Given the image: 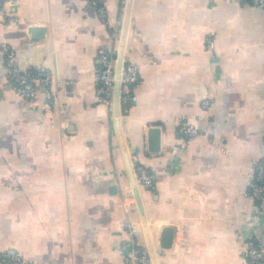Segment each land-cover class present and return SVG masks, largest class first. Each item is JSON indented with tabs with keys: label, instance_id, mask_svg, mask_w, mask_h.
Listing matches in <instances>:
<instances>
[{
	"label": "crops",
	"instance_id": "1",
	"mask_svg": "<svg viewBox=\"0 0 264 264\" xmlns=\"http://www.w3.org/2000/svg\"><path fill=\"white\" fill-rule=\"evenodd\" d=\"M100 3L106 22L85 0H0V256L128 264L134 243L150 264H247L242 240L264 244V201L247 195L264 163V6ZM122 28L137 78L116 116L96 102L95 57H116ZM4 45L22 72L51 74L34 78L29 103L6 77ZM187 124L198 133L183 137Z\"/></svg>",
	"mask_w": 264,
	"mask_h": 264
},
{
	"label": "built area",
	"instance_id": "2",
	"mask_svg": "<svg viewBox=\"0 0 264 264\" xmlns=\"http://www.w3.org/2000/svg\"><path fill=\"white\" fill-rule=\"evenodd\" d=\"M88 4L94 6L98 15L104 22L107 20L106 9L100 3V0H85ZM253 5L264 6V0H247ZM116 31L112 30V36H116ZM4 59L6 65V77L12 83L13 90L16 91L23 100L27 103L34 98L35 86L34 78L41 79L44 83L49 84L51 81L50 72L44 67H33L27 73L22 72L15 63V56L12 49L4 45ZM95 62L97 66L95 82H96V102L103 103L109 107L113 106V92L115 83V62L114 57L110 52L103 48H99L96 53ZM137 75L134 67L122 63L119 74V108L126 107L130 100L128 92L129 85L136 81ZM50 93L47 97L49 99ZM204 103L203 105H205ZM48 102L43 106L46 108ZM198 133L197 128L192 124H187L181 128L183 137H189ZM254 178L247 192L255 202L261 203L264 201V163L262 160H257L254 163ZM136 180L144 185L150 186L154 180V174L146 167L136 164L134 168ZM241 247L244 251L247 264H260L264 259V244L263 242L252 235H249L241 242ZM0 261L8 264H21V258L16 254H3L0 256ZM128 264H150L151 261L138 246L131 244L126 255Z\"/></svg>",
	"mask_w": 264,
	"mask_h": 264
},
{
	"label": "water",
	"instance_id": "3",
	"mask_svg": "<svg viewBox=\"0 0 264 264\" xmlns=\"http://www.w3.org/2000/svg\"><path fill=\"white\" fill-rule=\"evenodd\" d=\"M124 40H125V29L122 28V32H121V37H120V41H119V46H118V50L116 53V62H115V83H114V92H113V106L112 109L114 111V114L117 116L118 112H119V106H118V97H119V90H120V84H119V74H120V69H121V65L123 63V48H124ZM133 184V193L135 196V200L138 206V209L140 211H142V206L140 203V199H139V193H138V188L135 186V179L132 181ZM163 237L167 240L170 239V228H164L163 229ZM163 244V243H162ZM166 246V245H164Z\"/></svg>",
	"mask_w": 264,
	"mask_h": 264
}]
</instances>
